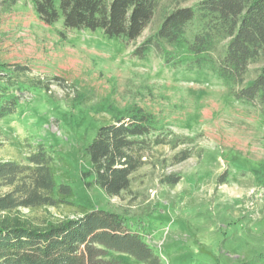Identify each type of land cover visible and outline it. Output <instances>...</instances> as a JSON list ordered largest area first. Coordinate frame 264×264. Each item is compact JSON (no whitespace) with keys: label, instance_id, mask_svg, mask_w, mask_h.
I'll list each match as a JSON object with an SVG mask.
<instances>
[{"label":"rangeland","instance_id":"374dc122","mask_svg":"<svg viewBox=\"0 0 264 264\" xmlns=\"http://www.w3.org/2000/svg\"><path fill=\"white\" fill-rule=\"evenodd\" d=\"M199 1L158 0L150 24L126 45L100 30H65L61 17L44 26L32 0H0V70H26L14 79L16 112L0 121V162L25 164L31 144L58 152L70 165L76 202L125 215L160 264H264V113L235 100L212 64L193 68L183 41L133 55L166 14ZM262 66L264 56L248 67L245 84ZM137 111L152 128L130 192L108 198L84 188L81 150L104 123ZM169 176L180 180L165 185ZM15 215L35 220L48 213Z\"/></svg>","mask_w":264,"mask_h":264},{"label":"trees","instance_id":"16d2710c","mask_svg":"<svg viewBox=\"0 0 264 264\" xmlns=\"http://www.w3.org/2000/svg\"><path fill=\"white\" fill-rule=\"evenodd\" d=\"M158 0H32L38 22L52 26L62 18L65 30H100L107 38L134 43L150 24ZM191 32L190 39L187 35ZM185 42L191 66L212 64L227 79L237 101L264 113V66L245 84L248 67L264 56V0H201L194 7L166 14L155 34L138 44L143 57L159 43ZM218 53L215 60L210 54ZM22 66L0 70V121L14 114L19 99L13 91ZM6 76L7 78H3ZM152 122L140 111L100 126L81 152L87 163L84 188H97L108 198L129 193L131 177L143 164L144 140ZM26 163L0 162V264H119L113 254L139 264L159 258L125 215L78 204L69 176L70 165L44 144L30 146ZM182 152L178 160L187 158ZM180 178L169 176L165 185ZM48 213L40 219L16 216L19 211ZM71 210L53 218L49 211Z\"/></svg>","mask_w":264,"mask_h":264}]
</instances>
